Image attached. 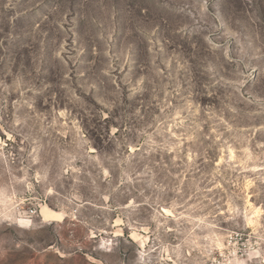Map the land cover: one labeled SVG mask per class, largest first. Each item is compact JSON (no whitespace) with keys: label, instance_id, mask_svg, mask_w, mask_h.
<instances>
[{"label":"rangeland","instance_id":"obj_1","mask_svg":"<svg viewBox=\"0 0 264 264\" xmlns=\"http://www.w3.org/2000/svg\"><path fill=\"white\" fill-rule=\"evenodd\" d=\"M0 264H264V0H0Z\"/></svg>","mask_w":264,"mask_h":264}]
</instances>
